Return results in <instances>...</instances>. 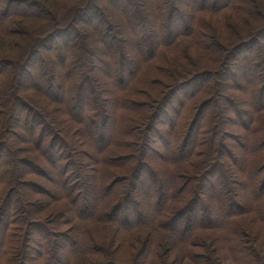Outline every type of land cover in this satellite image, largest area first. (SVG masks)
<instances>
[{"label": "trees", "instance_id": "1", "mask_svg": "<svg viewBox=\"0 0 264 264\" xmlns=\"http://www.w3.org/2000/svg\"><path fill=\"white\" fill-rule=\"evenodd\" d=\"M53 1L0 0V43L13 47L2 49L19 53L0 56V264H264V238L255 245L237 223L264 225V25L225 59L251 113L242 100L224 107V59L193 73L180 62L192 47L224 51L207 17L229 29L264 2ZM172 98L180 108L165 121ZM228 111L245 136L228 130ZM23 141L40 156L23 155Z\"/></svg>", "mask_w": 264, "mask_h": 264}, {"label": "rangeland", "instance_id": "2", "mask_svg": "<svg viewBox=\"0 0 264 264\" xmlns=\"http://www.w3.org/2000/svg\"><path fill=\"white\" fill-rule=\"evenodd\" d=\"M50 1L53 2V4H54L53 0H50ZM185 1L190 2L191 0H185ZM259 1L264 2V0H259ZM97 3L100 6L105 5L101 1H98ZM109 11L111 13H113V15L115 16L117 21L120 20L119 15L110 6H109ZM258 12H260V11L258 10ZM56 13H57L56 18H57V20H59L65 16L66 9H64L63 7L60 8V4H59L56 8ZM207 19L210 20V22L212 23V28L223 29L222 31L216 30V32H217V34H221L220 38L222 39V41L224 43V51L220 52V53H211V55H206L204 52L200 51L199 49L192 47L187 52L190 55L189 56L190 58L187 60V58L184 59L183 57H181L182 59L180 62L182 64L183 63L186 64L184 66V67H187L186 71L193 73L195 71H202V70L203 71L204 70L205 71L215 70L218 67V65L222 62V60L224 59V61H225L224 76H222V78H220L221 84L219 85V88H221L222 93H224V101H222V103L224 104V107L227 106L228 103H227L226 99H229L232 102H234V104H235L234 107L237 109V107L239 108L238 102L240 100H242L244 102V104L242 105L243 109L247 110L249 113H251V107L249 106L248 97L246 96V94H242V93L240 94L239 93L237 96H234V94H233V93H236L233 91V90H235V88H233L234 80L235 81H241L242 80V78L240 77L241 70L238 68V66L236 64L237 60L232 58L231 60L226 62L225 59H226V56L231 52V50L235 46H237L240 42L247 40L249 37H251V35L253 33H255L259 29V27L264 25V9H263V12L260 13L259 18L257 16L246 17L245 20H241L238 22L236 21L234 23V25H232V27L229 29L226 28V26H224V27L220 26L219 23L216 24L214 22L216 18H214V17L212 18V20L209 17H207ZM48 29L50 30V28H48ZM46 30H47V28H46ZM39 34L40 33L36 32V33H33V36L35 37L36 35H39ZM89 34H91V33H89ZM58 35H57V37L54 38V40L62 38V36H58ZM254 37H257V36L255 35ZM257 40H258L257 43H255L256 47L264 44V34L261 35L259 38H257ZM2 46H4V48H6V49L13 48V47L6 46L4 43H0V56L1 55H2V57L8 56L11 59H13L14 57L16 58L19 55L18 50L17 51L15 49L14 50H5V49H2ZM125 46L129 52L130 56H132L135 60V63H137V60H138L137 54L138 53L136 51L135 43L133 41H127L125 43ZM180 47H181V45H180ZM169 55H174V54H173V52H171V53H169ZM176 63H177V65H176L175 69L178 70L179 69V66H178L179 61ZM171 64L174 65V63H171ZM187 64H190V65H187ZM57 69L59 70V67H56V68L54 67L55 71H57ZM179 70H181V69H179ZM47 72H48V70H47ZM57 78H58V76H57ZM103 79H105V78H103ZM101 81H103V80L101 79ZM191 88H193V87L189 86L188 88H185L183 91H190L188 89H191ZM107 89H108V87H107ZM182 93H183L182 91L178 92V94H180V95ZM207 97L208 96L204 95V94H200L199 96H196L195 99L192 101L191 106L189 107V105H188V107H186L185 112L183 114L184 118L188 119V120L193 119V116H194V113L192 114V110H194L193 107L194 106L197 107ZM178 100H179L178 98H172L171 100H168V102L166 103V106L163 109V114L161 115V119L168 121V119L173 118L175 116V113L177 115L178 109L180 108L179 104L181 103V101L179 102ZM20 111H21L20 108H18L17 114H19ZM62 115H63V117L65 116L64 114H62ZM224 116H225V118L227 117V119L229 120L227 125H226L228 130L233 131L237 135L242 134L245 136V133H246L245 130L246 129L241 131L240 128L239 129L235 128L236 127L235 123L237 124V122H239V121H237L238 118L236 119L235 115L232 114V111H228L226 113L224 112ZM1 119L2 118H0V120ZM5 119L7 120V122H10L9 116L6 117ZM163 126H165V125H163ZM18 130H19V128H17V131ZM6 137L8 139H10L11 138V132L9 134H6ZM252 144L253 143H251V145H250L251 147L253 146ZM232 145H235V144L232 143ZM22 147L24 149H26V150H24L23 155H26L28 158H35L36 159L40 156L38 154V152L35 149H33L29 143H26L25 141H23ZM235 149L237 151H239L236 146H235ZM233 152H235V151H233ZM39 163H40V166H42V162H40V160H39ZM224 164H225V166L228 165L227 164V158H224ZM48 171H51V168L48 169ZM50 179L53 181V177L50 176ZM34 181H36L39 185L49 186L48 184L46 185V182H44L42 180H34ZM141 188H142V185H138L136 187L137 191H139ZM146 190H148L147 187H146ZM54 191H55V193H57L56 189ZM240 194H241V191L239 192V198L242 200V198H244V192H242L241 195ZM94 195L96 196L97 194H94ZM245 201L247 202V200H245ZM259 203L264 205V198L261 201H259ZM237 219H239V221L237 223H238L240 229H244L243 232L247 238L252 240L255 245H256L257 240L262 241L261 239L264 238V225L255 221L252 218V216H250V215L241 216L240 218L237 217ZM262 245H263V249H264V243H262ZM130 251H131L130 248L124 249L122 251H119L118 255L126 257V256L130 255V253H129ZM115 260H116V262H118L117 259H115ZM134 261H135V259H134ZM134 261L132 258L131 259V262H133L132 264H134Z\"/></svg>", "mask_w": 264, "mask_h": 264}]
</instances>
